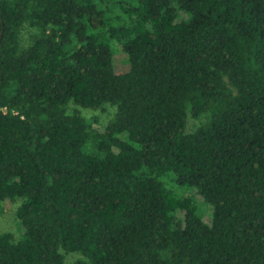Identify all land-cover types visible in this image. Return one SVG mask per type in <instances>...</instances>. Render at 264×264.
Here are the masks:
<instances>
[{
  "label": "trees",
  "instance_id": "16d2710c",
  "mask_svg": "<svg viewBox=\"0 0 264 264\" xmlns=\"http://www.w3.org/2000/svg\"><path fill=\"white\" fill-rule=\"evenodd\" d=\"M4 199L0 264H264V0H0Z\"/></svg>",
  "mask_w": 264,
  "mask_h": 264
},
{
  "label": "rangeland",
  "instance_id": "374dc122",
  "mask_svg": "<svg viewBox=\"0 0 264 264\" xmlns=\"http://www.w3.org/2000/svg\"><path fill=\"white\" fill-rule=\"evenodd\" d=\"M180 16L185 17L186 14L183 12H180ZM113 49V55H112V60H113V65L115 70L118 71H123L127 68V62L125 59V55L123 52L120 50V48L115 44L111 45ZM80 111L86 115V116H95L97 118L96 125H103L107 122V120L112 116V113L114 111L113 106L111 105H103L102 107L95 108V109H80ZM197 122L196 119H192L190 117H187L186 119V130H190L195 123ZM189 192L193 196V199L195 200L202 219H205L209 217L210 215V206L209 204L205 203L200 195L196 192V190L190 188ZM17 201L14 200H8L4 199L1 201V207L2 210L0 212V231H9L11 232L14 236H18L20 232V223L14 216V209L16 206ZM78 254L76 252H70L67 253L64 256L65 260H72L76 258Z\"/></svg>",
  "mask_w": 264,
  "mask_h": 264
}]
</instances>
